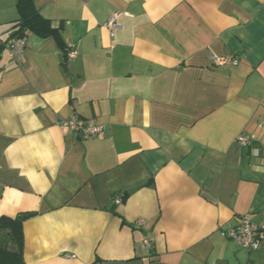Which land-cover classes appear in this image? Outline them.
<instances>
[{"label":"crops","instance_id":"obj_1","mask_svg":"<svg viewBox=\"0 0 264 264\" xmlns=\"http://www.w3.org/2000/svg\"><path fill=\"white\" fill-rule=\"evenodd\" d=\"M17 1L0 0V217L35 214L25 263L264 264V243L221 236L264 228V0H35L64 47L29 33L14 60Z\"/></svg>","mask_w":264,"mask_h":264},{"label":"built area","instance_id":"obj_2","mask_svg":"<svg viewBox=\"0 0 264 264\" xmlns=\"http://www.w3.org/2000/svg\"><path fill=\"white\" fill-rule=\"evenodd\" d=\"M119 14H114L108 19L106 27L111 37H114L116 31L121 29V25L117 19ZM1 41V40H0ZM7 48L10 53V58L17 60L20 59L27 49L26 38L13 39L7 43ZM77 52L72 50L68 54V58H75ZM242 58L237 55H230L224 57L213 56L214 63L219 67L237 66L241 62ZM63 124L73 131L80 138H89L98 135L101 132V126L97 125L94 120L82 122L77 119H68ZM237 143L240 147H248L251 145V141L247 136H241L238 138ZM254 155L259 156L260 151L254 149ZM120 200L117 198V203ZM221 236L236 242L241 248L254 252L259 250L262 243H264V228L255 224L250 215H242L238 218L237 224L227 231H221Z\"/></svg>","mask_w":264,"mask_h":264},{"label":"trees","instance_id":"obj_3","mask_svg":"<svg viewBox=\"0 0 264 264\" xmlns=\"http://www.w3.org/2000/svg\"><path fill=\"white\" fill-rule=\"evenodd\" d=\"M16 8L19 19L12 27L13 39L26 38L29 33L42 38L54 37L64 47L59 29L52 26L50 20L44 18L35 0H18ZM35 214H22L15 218L0 217V264H26L24 260V222Z\"/></svg>","mask_w":264,"mask_h":264}]
</instances>
